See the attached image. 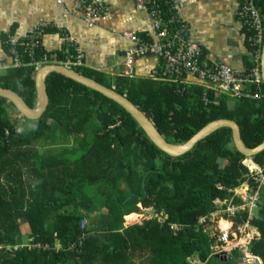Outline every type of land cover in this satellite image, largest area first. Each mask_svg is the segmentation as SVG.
Masks as SVG:
<instances>
[{
  "label": "trees",
  "instance_id": "trees-1",
  "mask_svg": "<svg viewBox=\"0 0 264 264\" xmlns=\"http://www.w3.org/2000/svg\"><path fill=\"white\" fill-rule=\"evenodd\" d=\"M253 4L264 19V0ZM41 52L50 54L43 48ZM55 56L63 59L60 53ZM200 57L205 65L203 51ZM23 61L22 67L0 71V88L14 91L34 108L36 72L29 58ZM252 64L249 55L244 66ZM73 69L125 96L170 144H183L221 119L237 124L249 149L264 140L263 84L257 100L214 98L208 91L204 104L205 88L190 75L184 78L194 81L177 86L149 77L111 78L81 66ZM45 86L49 103L38 120L13 113L30 124L21 131L8 112L14 106L0 98V264H218L227 259L212 253L214 241L199 220L215 212V200H228L229 191L247 173L229 128L212 132L173 158L101 94L57 73L46 77ZM252 160L262 166L264 151ZM263 188L250 222L259 238L249 244L262 264ZM148 207L150 218L124 225L126 216ZM246 218L240 214L237 223ZM82 219L87 222L80 227ZM236 258L234 253L226 264H235Z\"/></svg>",
  "mask_w": 264,
  "mask_h": 264
},
{
  "label": "built area",
  "instance_id": "built-area-1",
  "mask_svg": "<svg viewBox=\"0 0 264 264\" xmlns=\"http://www.w3.org/2000/svg\"><path fill=\"white\" fill-rule=\"evenodd\" d=\"M133 2L135 11L146 13L150 18L151 32L145 37L130 32L122 33L131 46L125 51L119 76L134 78L136 59L151 55L159 61L160 66L158 69L157 67L153 69L150 78L177 86H187L189 83L184 76H193L195 81L205 88L204 104H208L209 99L206 98L208 91L215 95L214 98L227 95L231 99L257 100L261 97L258 91L262 84L259 59L264 38L262 26L264 19L254 6L253 0H240L238 12V21L245 33L246 48L253 63L249 69L245 67L242 70L224 64L201 65L199 62L201 47L191 38L189 28L181 19L173 0H133ZM56 3L61 4L62 0H56ZM74 11L80 12L88 26H92L94 21L106 11L105 0H74ZM45 26L44 24L33 26L22 41L9 38L7 44L11 65L0 62V71L9 67L24 66L25 57L30 59L35 71L49 64H60L66 68L81 66L82 56L74 48L73 41L68 38L63 41L65 48L60 53L63 57L60 61H57L52 53L41 52ZM37 53L40 55L35 60ZM251 87L255 88L253 92L250 91ZM179 90L180 88L177 92H180ZM241 164L247 169L244 180L229 191L231 195L228 200H215L217 209L209 216L201 218L199 224H215L208 229V234L214 241L210 247L213 254L228 259L235 253L237 254L235 264H262L260 258L249 251V244L255 238L247 232V229L254 218L253 214L258 209L260 190L264 186V164L259 166L252 158H244ZM242 213H246L247 218L237 223ZM230 217H236V220L230 222L228 230L218 227L219 220L230 221ZM157 218L159 221L162 220ZM83 225L84 222L80 221V227Z\"/></svg>",
  "mask_w": 264,
  "mask_h": 264
},
{
  "label": "crops",
  "instance_id": "crops-1",
  "mask_svg": "<svg viewBox=\"0 0 264 264\" xmlns=\"http://www.w3.org/2000/svg\"><path fill=\"white\" fill-rule=\"evenodd\" d=\"M173 1L191 38L202 48L204 64L245 69L249 53L238 21V0ZM105 7L103 15L88 26L83 15L74 11V0H62L61 4L56 0H0V62L11 65L9 38L22 41L33 26L44 24L42 48L45 51L53 55L61 53L65 48L63 41L68 38L82 56L81 67L106 77L119 76L125 51L131 46L122 33L145 37L151 32V21L146 13L135 11L133 0H105ZM159 66L154 56L140 57L134 64L135 77L150 78L153 69ZM187 80L194 81L192 77ZM10 111L16 113L15 109ZM152 212L151 209V215ZM131 215L137 214L128 216ZM253 216L256 217V212ZM231 221L234 222L219 220L218 227L228 230ZM249 226L247 232L259 238L257 229ZM192 263L200 264L197 260Z\"/></svg>",
  "mask_w": 264,
  "mask_h": 264
},
{
  "label": "water",
  "instance_id": "water-1",
  "mask_svg": "<svg viewBox=\"0 0 264 264\" xmlns=\"http://www.w3.org/2000/svg\"><path fill=\"white\" fill-rule=\"evenodd\" d=\"M260 73L262 78V84L264 85V38L259 59ZM50 73H57L65 78H68L84 87H87L105 98L115 102L121 108H123L137 123L141 131L147 137V139L160 151L167 154L170 157H179L188 151H190L196 143L203 140L212 132L220 128H229L231 130L232 144L237 152L244 156V158H252L253 156L264 151V140L255 148H247L240 138L239 128L237 124L230 120H216L206 124L196 134H194L188 141L183 144H170L163 136H161L155 129L152 121L142 113L136 106L130 103L125 96L120 95L113 91L112 88H106L94 80L85 77L84 75L76 72L74 69L66 68L62 65L49 64L38 69L34 76L35 90H36V105L34 108H29L24 101L10 89L0 88V98H3L10 102L15 110L25 119L30 121L38 120L44 113L49 99L46 93L45 80ZM235 221L236 217H230ZM229 259L225 260V263L229 262Z\"/></svg>",
  "mask_w": 264,
  "mask_h": 264
},
{
  "label": "rangeland",
  "instance_id": "rangeland-1",
  "mask_svg": "<svg viewBox=\"0 0 264 264\" xmlns=\"http://www.w3.org/2000/svg\"><path fill=\"white\" fill-rule=\"evenodd\" d=\"M13 110V109H12ZM9 114H12L11 118L13 119L12 121L14 122L15 124V127L17 129V131H21L23 128H27V127H30L29 123H26L25 121H23V119L21 117H15L13 116L14 114L10 111V109L8 110ZM42 151V149L40 148V152ZM264 189V188H263ZM141 213L140 214H137V215H133V216H136L135 220L133 221H127L126 219H124V225H127V224H132V223H140L143 218H149L151 216L150 214V211H151V207H148V208H141ZM126 217H129V216H126ZM125 217V218H126ZM82 221L84 222V225L86 224V220L82 219ZM207 227L206 229H211V227L215 226V224H209V223H206L205 224ZM235 229V228H234ZM208 231V230H207ZM233 231V230H232ZM26 239H24L25 241ZM192 261V260H191ZM216 261L213 260V263H215ZM218 264H226L224 262H221L220 260H217Z\"/></svg>",
  "mask_w": 264,
  "mask_h": 264
},
{
  "label": "bare ground",
  "instance_id": "bare-ground-1",
  "mask_svg": "<svg viewBox=\"0 0 264 264\" xmlns=\"http://www.w3.org/2000/svg\"><path fill=\"white\" fill-rule=\"evenodd\" d=\"M135 218H136V216L131 215V216H129V217H126L125 219H126L127 221H133V220H135Z\"/></svg>",
  "mask_w": 264,
  "mask_h": 264
},
{
  "label": "flooded vegetation",
  "instance_id": "flooded-vegetation-1",
  "mask_svg": "<svg viewBox=\"0 0 264 264\" xmlns=\"http://www.w3.org/2000/svg\"><path fill=\"white\" fill-rule=\"evenodd\" d=\"M55 65H60V64H55ZM62 66H63V65H62ZM42 67H43V66H42ZM40 68H41V67H40ZM40 68H39V69H40ZM70 69H73V67H72V68H70ZM35 72H36V71H35ZM16 112H17V111H16Z\"/></svg>",
  "mask_w": 264,
  "mask_h": 264
},
{
  "label": "clouds",
  "instance_id": "clouds-1",
  "mask_svg": "<svg viewBox=\"0 0 264 264\" xmlns=\"http://www.w3.org/2000/svg\"><path fill=\"white\" fill-rule=\"evenodd\" d=\"M82 221V220H81Z\"/></svg>",
  "mask_w": 264,
  "mask_h": 264
}]
</instances>
